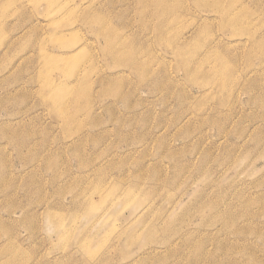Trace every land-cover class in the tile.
<instances>
[{
	"label": "rangeland",
	"instance_id": "rangeland-1",
	"mask_svg": "<svg viewBox=\"0 0 264 264\" xmlns=\"http://www.w3.org/2000/svg\"><path fill=\"white\" fill-rule=\"evenodd\" d=\"M223 3L0 0V264H264V0Z\"/></svg>",
	"mask_w": 264,
	"mask_h": 264
},
{
	"label": "bare ground",
	"instance_id": "bare-ground-1",
	"mask_svg": "<svg viewBox=\"0 0 264 264\" xmlns=\"http://www.w3.org/2000/svg\"><path fill=\"white\" fill-rule=\"evenodd\" d=\"M202 3H208V5H210V7H212L213 10H215L217 13L218 11L222 14V16L224 15H228L231 16L232 15V8L230 7H226L223 3V0H214V2L212 3L211 0H201ZM201 4V3H200ZM204 4V5H206ZM213 13V11H212ZM219 13V14H220ZM227 16V17H228ZM224 17V19L226 20V22L229 23V18ZM100 18L98 19V23L100 22ZM92 22H94V18H92ZM160 29H164L163 27H160ZM262 38H257L255 36H252L250 38L251 43L255 46V47H261L264 44V36L261 35ZM109 38V36L107 37V39ZM173 38V37H172ZM178 39V38H176ZM109 40L111 41V39L109 38ZM165 40V39H164ZM168 40V39H167ZM172 40V39H170ZM108 44L113 45L111 42H108ZM104 54L107 56H110L111 58H113L115 61H121L122 60V56H123V52H120L118 50L112 49V48H107L104 51ZM46 59L51 62L52 60L50 56H48V58L46 57ZM248 65V64H247ZM251 72V70H250ZM40 80L42 81V92H41V97H42V101L47 104V105H51L52 107L54 105H58L61 106L63 105L62 102V98L67 95L71 90L67 88L66 84L61 85L60 87H57L50 79L49 75L44 71L40 72ZM103 78V77H102ZM105 81V80H104ZM103 82V81H102ZM102 84V83H101ZM79 93V92H76ZM247 217V216H246ZM250 217V216H249Z\"/></svg>",
	"mask_w": 264,
	"mask_h": 264
}]
</instances>
